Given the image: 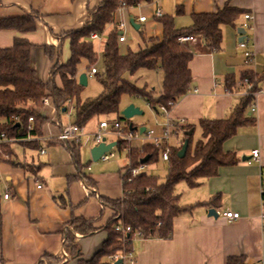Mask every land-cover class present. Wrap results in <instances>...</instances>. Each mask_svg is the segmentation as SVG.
<instances>
[{"label": "crops", "instance_id": "0c3cea01", "mask_svg": "<svg viewBox=\"0 0 264 264\" xmlns=\"http://www.w3.org/2000/svg\"><path fill=\"white\" fill-rule=\"evenodd\" d=\"M84 2L86 0H0V19L23 18L34 12L39 14L34 33L22 35L14 30L0 31V49L12 48L17 38L28 39L35 46L31 52V65L40 81L47 82L54 64L43 47H62L61 62H67L63 59L65 42L61 44L58 36L86 25ZM227 5L254 17L253 31L248 34L252 39L254 64H246L244 52L239 47L242 35L235 28H223V50L219 53L211 51L202 37L195 36L196 42L186 45L194 56L190 62L192 91L166 115L161 111L165 120L156 121L145 133L153 130L156 138H162L168 120L178 123L184 120L187 125L197 127L194 139L197 133L200 137L202 133L198 126L201 121L225 120L240 104L245 88L239 86L242 74L264 73V0H157L154 6L165 16H172L178 30L191 28L193 15L218 13ZM148 7L118 11L112 30L120 22L127 25L124 19L117 21V16L127 18L130 15L131 20L145 30L147 40H163V27L148 18L153 15V9ZM179 8L183 14L177 16ZM140 18H146L147 22L139 23ZM244 23L242 18L237 27ZM229 78H234L236 84L231 91L226 86ZM258 92L248 113L256 124L242 127L223 145L225 154L237 156L238 165L221 168L214 179L202 181L194 190L187 186L188 192L184 190L179 194L182 206L209 203L217 197L219 201L214 203L215 208L199 207L192 215L175 219L170 241L136 240L133 253L137 264H228L231 258H242L246 264H261L264 257V82ZM254 107L257 111L252 113ZM43 113L50 120L44 128V138L58 136L66 125L52 100ZM105 120L92 119L84 133L97 132L99 124ZM181 141L177 136L167 142L170 147L179 148ZM138 142L142 146L153 144L150 140ZM54 145L48 142L43 146L42 150L47 151L45 156L37 152L46 160L33 156L27 160L26 153L36 152L25 147L22 150L18 144L11 147L10 157L4 156L0 160V264H38L47 255L67 261L63 233L71 218L95 221L97 228L103 229L113 219L114 211L110 207L105 208L99 197L111 201H119L123 197V177L131 166L126 151L119 152L116 146L115 160L97 164L81 150L82 147L74 150L68 144ZM61 146V150L56 148ZM130 148L134 149L132 145ZM19 149L25 154L22 159ZM256 151L260 157L254 162L253 152ZM122 156H126V160ZM17 165H25L28 169ZM70 178L77 180L70 184ZM84 179L95 183L96 196L90 197ZM5 196L9 199L6 200ZM61 198L68 200L71 207L61 208L55 201ZM211 210L216 211L217 218L209 217ZM230 212L240 214V219L228 222L222 214ZM108 237L109 234L102 230L94 237L81 238L83 258L93 259ZM67 264H77V261Z\"/></svg>", "mask_w": 264, "mask_h": 264}, {"label": "trees", "instance_id": "16d2710c", "mask_svg": "<svg viewBox=\"0 0 264 264\" xmlns=\"http://www.w3.org/2000/svg\"><path fill=\"white\" fill-rule=\"evenodd\" d=\"M157 0H103L95 10L88 11L86 25L76 31L58 36L63 44L68 42L71 58L67 62H61L60 49L44 46L45 53L54 64L50 79L41 82L38 74L31 65L32 49L35 47L27 39L17 38L12 48L0 49V134H6L10 139H27L33 137L36 140L22 145L35 152L41 151L45 144L39 142L44 138L45 126L50 122L43 113L44 102L52 100L57 113L66 115L71 113V123L81 129H85L94 118L115 119L125 126H133L131 121L122 116V103L125 97L130 100L140 99L147 108L160 113V108L171 111L182 99L192 91L193 79L191 78L190 62L193 53L186 45L181 44L182 36H200L208 48L213 52L223 50V33L225 26L239 28V21L246 13L227 5L223 11L212 14L193 15V26L189 29H176L175 19L165 16L156 19L163 27V40L152 38L147 40L140 33L142 46L136 51H130L126 56L121 55L120 32L116 29L110 31L108 40L103 44V67L104 73L97 76L103 92L98 99L83 102L80 86V64L85 61L93 66L98 61L94 43L89 40L91 34L103 36L109 27L115 24L117 12L123 9L132 10L140 7L154 5ZM181 8L177 16L182 15ZM38 13L26 15L23 18L0 19V31H17L22 35L37 31ZM136 23V21H134ZM141 28L138 30L140 32ZM89 72L92 70L90 67ZM143 72H161L163 84L160 91L149 88L146 84L140 87ZM143 76V75H142ZM241 80H248L251 90L248 96L241 99L232 114L225 120H203L199 123L201 139L194 140L197 127L182 125L171 121L174 126L171 137L180 136L179 148H172L168 142L161 143L160 147L154 144L146 145L141 150L132 149L127 144L118 143L119 152L127 151L130 160L129 169L163 162L162 153L167 146L170 147V160L168 175L165 180L145 171L133 179L130 172L123 177V197L119 201H111L99 197L100 203L105 208H112L113 219L105 228H97L95 221H87L81 217H72L63 233V250L68 256L67 261L52 255H47L38 264H67L77 261V264H114L112 257L133 253V244L136 240H163L173 239V224L177 218L192 215L199 207L215 208L214 203L218 198L209 203H201L195 206H182L177 187L185 183L189 189L199 188L202 181L214 179L219 175L221 168L236 166L239 163L235 154H225L223 145L237 135L242 127L254 126L255 120L250 117L249 109L255 102V95L259 92V86L264 82V73L254 74L245 72ZM227 90L231 91L235 86L234 78L227 80ZM150 91H149V90ZM247 89L244 88V92ZM30 118L34 119L29 124ZM18 119L20 123H18ZM32 126V129L30 128ZM136 127V126H133ZM193 132V133H192ZM192 133V136L188 134ZM185 142H189L186 157L179 158L178 153L182 150ZM49 144H53L49 142ZM57 146L59 143H54ZM62 144V143H61ZM12 146L4 145V156L10 157ZM149 158L146 164H141ZM21 166L28 169L25 165ZM133 167V168H132ZM128 169V170H129ZM33 173L35 170L33 169ZM77 179L70 178V184ZM90 197L96 196L95 183L84 179ZM1 186V180H0ZM68 195V194H67ZM264 199V192L262 195ZM1 191H0V219H1ZM61 208H69L68 200L55 199ZM264 213V202H263ZM118 226L130 228L131 233L117 232ZM109 234L108 240L102 246L94 258L85 260L80 246L81 238H91L99 231ZM228 264H246L242 258H231Z\"/></svg>", "mask_w": 264, "mask_h": 264}, {"label": "built area", "instance_id": "2783aa9c", "mask_svg": "<svg viewBox=\"0 0 264 264\" xmlns=\"http://www.w3.org/2000/svg\"><path fill=\"white\" fill-rule=\"evenodd\" d=\"M163 12L161 9H156L155 14H154V19H161L163 17ZM245 23L242 25L241 29L245 32V35H242L243 40L240 42L239 47L241 50L244 52V59L245 62L248 66H252L254 64V53H253V47H252V39L249 37V33H252L253 31V21L254 17L251 15H245L244 16ZM147 22L146 18H140L139 23L145 24ZM116 29L120 32V43H125L127 38L124 35L123 31L127 29V25L125 23H120L118 26H116ZM89 40L92 43H97V42H102L103 41V36H100L98 34H91L89 36ZM179 42L184 45L188 44H194L196 42V37H190V36H182L179 39ZM98 71L93 68L89 72V77L97 76ZM239 86L245 87L246 92L244 93V96H248L250 93L249 91L251 90V86L248 82V80H241L239 83ZM257 94L255 95L256 98ZM50 103V100L47 99L44 102V107H46ZM50 107V104L47 106ZM160 111H162L165 115L169 112L168 110H164L160 108ZM257 110L254 107L252 110V113H255ZM68 118H69V124L66 126H63L62 131L58 136H53L50 135L48 137H45L43 139H39V142H52V143H59V144H68L73 148L74 150L78 147H83V146H89L94 144V147H99L103 145L105 142L107 145L111 144H117L118 143H125L129 147L138 142V141H144V140H150L153 141V144L156 147H160L161 143L166 142L171 138V132L174 128L173 125H171V121L166 122V130L162 136V138H156L154 136V131L151 130L145 134L141 133V129L139 127H133V126H125L123 123H119L117 121H112L110 119H106L102 123L99 124L98 126V131L97 132H92L91 134H85L84 129L79 128L77 125H73L71 123V117L72 113L71 111L69 112ZM18 120V119H16ZM18 123L19 120H18ZM34 119L30 118L29 124H33ZM180 124L185 125L187 124L186 121L182 120ZM32 129V126L30 127ZM36 139L33 137H28L27 139H10L6 136V134H0V155L3 153V146L8 145V146H15V144H28L30 142L35 141ZM253 160L254 162L259 160L260 153L259 151L253 152ZM40 154L42 156H45L47 154L46 150H41ZM170 147L167 146V148L164 149L162 153V160L164 163L169 162L170 160ZM116 159V153H115V148L111 150L110 152L106 153L103 157H101V160L99 161L100 163L107 164L113 160ZM145 169V166H140L137 167V169H129V172L132 176L133 179L138 178V176L142 173V171ZM263 192H264V180H263ZM6 200L9 199V196L4 197ZM223 217L228 221V222H233L237 221L240 219V214L237 213H224L222 214ZM262 229H263V235H264V216L262 217ZM117 232L121 233H131L130 228H123L121 226H118L116 228ZM112 263L116 264L118 262H121V264H137L134 258V255L132 253H125L124 255H119L111 258ZM261 264H264V257L262 258Z\"/></svg>", "mask_w": 264, "mask_h": 264}, {"label": "rangeland", "instance_id": "374dc122", "mask_svg": "<svg viewBox=\"0 0 264 264\" xmlns=\"http://www.w3.org/2000/svg\"><path fill=\"white\" fill-rule=\"evenodd\" d=\"M98 1L99 0H86V2H84V14L86 16V21L88 19V11L97 9L103 0H101L100 3H98ZM154 5H155V3H154ZM148 8L151 10L153 9V15L149 16L148 18L150 20H152L153 22L158 23L153 18L157 7L156 6H154V7L149 6ZM123 19L127 23V29L123 31L124 35L127 38V43L120 44V51H122L123 55H127L129 53V50L134 52V51L138 50L140 46H142V40H141L140 33H142L144 35L145 30L144 29L140 30V32L136 31L131 25L132 20L130 18V15H127V18L117 16V21H120ZM120 23H122V22H120ZM120 23H118V24H120ZM83 27H84V25H83ZM111 30H112V28L109 27L108 30L103 35V41L97 42L94 44L95 52H97V54H98V61L96 64H94L93 66H90V67H92V69L95 68L98 71L99 76H101L104 73L103 60H102L103 44L108 40V37H109L108 35H109ZM73 31H76V30H73ZM63 47H64L63 59L65 61H68L71 58V53L69 51L68 42H65ZM58 48H59V46H58ZM79 67H80V69H79L80 70V76L86 75L88 77V82H89L88 87L84 88L82 93H81L82 101L85 103V102H89V101L98 99L99 96L103 92V88H102L100 82H98L99 76H93L91 78L89 77V70L88 69L90 67H89V64H87L85 61H82ZM142 75H141L142 81H140V83H139L140 87H144L147 84L149 86V88H154L157 92L161 90L162 84H163V75L161 72H149V73L143 72ZM49 104L50 103H48V105ZM129 106H134V107H136V108H138L144 112V116H141V117L137 116L136 118H134L131 121L133 126H137L140 129H150L152 126H154L156 124V121L163 122L165 120L163 113H157L156 111H153V110L150 111V109L147 108L145 106V104L140 99L130 100L128 97H125L123 99L122 109L124 110V109L128 108ZM72 116H73V114H72ZM112 121H115V119H112ZM62 122L64 125L69 124L70 121H69V118L66 117V114H62ZM72 123H73V118H72ZM198 135L199 134L197 133V137L194 139L195 142H197L198 140L201 139V136L198 137ZM132 146L134 147V149L136 148V149H140V150L144 147V146H142L141 142H136V143L132 144ZM18 147H20L22 150H24L22 148L23 147L22 145H19ZM56 148L59 150L63 149L62 146L56 147ZM92 149H94V144H92V143L89 146H85V147L83 146L81 148V150L85 151V153L89 156V158L91 157ZM22 150H20V149L18 150V154L21 156L20 159L24 158V156H25V154L23 153ZM126 152L128 153V150ZM31 156H33L34 158H36V157L42 158L37 152L34 154L26 153L27 160H29L31 158ZM122 158L124 160H126L127 157L122 156ZM42 159L46 160V158H42ZM97 164H101V163H97ZM145 171L148 172L149 174L158 176L160 180H165L167 175H168V164H165L161 161L157 164H152V166H148L145 169ZM186 188H187V186H185L184 182L180 183L177 187V193L180 194L184 190H186V192H188Z\"/></svg>", "mask_w": 264, "mask_h": 264}, {"label": "water", "instance_id": "95a60500", "mask_svg": "<svg viewBox=\"0 0 264 264\" xmlns=\"http://www.w3.org/2000/svg\"><path fill=\"white\" fill-rule=\"evenodd\" d=\"M132 27L138 31L140 29V27L134 22V20L132 21ZM238 34L240 35H245V32L242 29H239ZM243 40V37H241L240 42ZM79 83L80 86L83 88L88 87L89 82H88V77L86 75H82L79 77ZM66 111L63 110L62 113H65ZM122 116L124 117V119L128 120V121H132L134 118H136L137 116H144V112L141 111L140 109L134 107V106H129L128 108L124 109L122 111ZM146 131V129H141V133L144 134ZM193 133V132H192ZM192 133L188 134V136H192ZM104 144L99 146V147H94V149H92L91 151V157L93 158V162L94 163H99V161L101 160V157H103L104 155H106V153L110 152L111 150H113L114 148H116L117 144H111V145H107L105 142H103ZM189 147V142H185V144L182 147V150L178 153V156L180 159L183 160V158L186 157V152L188 150ZM149 158L143 160L141 162V164H146L148 162ZM210 218H217L218 215L216 213V211L211 210L208 213ZM116 264H121V262H118Z\"/></svg>", "mask_w": 264, "mask_h": 264}]
</instances>
